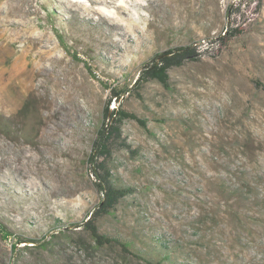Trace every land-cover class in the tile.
I'll return each mask as SVG.
<instances>
[{
	"label": "rangeland",
	"instance_id": "obj_1",
	"mask_svg": "<svg viewBox=\"0 0 264 264\" xmlns=\"http://www.w3.org/2000/svg\"><path fill=\"white\" fill-rule=\"evenodd\" d=\"M238 1L0 0V264H264V0L229 16ZM229 20L244 33L220 49ZM192 43L169 88L136 87L155 55ZM112 88L126 93L111 108L147 127L113 138L114 181L136 193L96 225L142 259L83 226ZM16 239L47 247L13 253Z\"/></svg>",
	"mask_w": 264,
	"mask_h": 264
},
{
	"label": "trees",
	"instance_id": "obj_2",
	"mask_svg": "<svg viewBox=\"0 0 264 264\" xmlns=\"http://www.w3.org/2000/svg\"><path fill=\"white\" fill-rule=\"evenodd\" d=\"M263 0H258L259 8L262 5ZM245 4L243 0H239L238 4H233L228 14L231 16L234 11L240 10ZM244 28L236 25V23L229 20V27L225 35L219 37L218 45L222 49L229 40L236 35H242ZM199 56V50L196 43L190 45L179 46L173 49H169L162 54H157L152 58L151 65L144 69L139 79L137 80L136 87H139L143 82L149 80H157L164 87L169 88V70L176 66H182L188 60H195ZM256 86L264 90V85L260 81H256ZM113 97L108 101L104 112L103 122L101 128L97 132V137L93 144V149L87 160V165L91 171V174L96 179V186L101 195V201L98 205L97 211L87 220L83 226L91 234L93 240L99 247H105L110 245L119 246L124 252L133 255L135 258L142 259L139 254L133 253L130 249V245L125 243L121 238L104 235L100 233L96 220L107 214H112L116 211L118 205L128 196L136 193V190L132 186H119L114 181L112 170L109 166V161L112 156L111 142L113 138L119 137L122 134V125L126 120H136L143 127H147V120L138 118L137 115L124 110L120 105L116 108H111L113 100L118 101L125 93V90H116L112 88ZM12 237L9 229L0 223V239L7 241ZM22 243L33 244L32 246H24L22 250L30 249L35 246L40 248H46L47 244H43L38 240H24L16 239V242L12 243L11 249L13 253L19 251L18 245ZM38 243H41L38 245ZM160 247L168 251V248L164 246L162 242H159ZM147 264H167L171 259L168 252L157 261L143 258Z\"/></svg>",
	"mask_w": 264,
	"mask_h": 264
}]
</instances>
